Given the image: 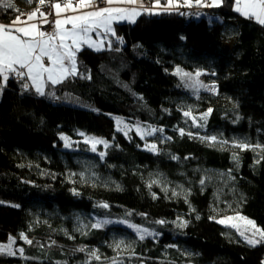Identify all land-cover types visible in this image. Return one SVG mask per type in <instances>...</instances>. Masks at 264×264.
Returning <instances> with one entry per match:
<instances>
[{"label":"trees","instance_id":"obj_1","mask_svg":"<svg viewBox=\"0 0 264 264\" xmlns=\"http://www.w3.org/2000/svg\"><path fill=\"white\" fill-rule=\"evenodd\" d=\"M11 4L0 24L38 6ZM233 4L118 23L107 48L81 49L77 75L43 96L14 77L0 86V245L15 240L0 264H264L258 233L254 245L231 240L213 219L237 211L264 230V25ZM177 68L200 71L216 92ZM67 93L92 109L55 103ZM115 118L155 130L159 151ZM83 136L107 146L94 153ZM117 239L127 254L113 250Z\"/></svg>","mask_w":264,"mask_h":264},{"label":"snow or ice","instance_id":"obj_2","mask_svg":"<svg viewBox=\"0 0 264 264\" xmlns=\"http://www.w3.org/2000/svg\"><path fill=\"white\" fill-rule=\"evenodd\" d=\"M26 2L31 4L33 0ZM102 2L107 6H98L96 0H37L38 6L31 13H21L8 25L0 24V82L6 84L10 77L30 81L36 93L43 96L47 85L55 86L69 76L77 75L76 55L82 45L87 44L88 47L100 50L103 41L92 40L91 33L96 32L98 36L101 32L115 35L113 22L127 20L134 23L136 17L141 15V11L158 14L154 12L155 9L171 12L180 8H219L223 0H165L163 4L161 0H153L151 8H145L142 0H102ZM45 6L52 11H42ZM0 7L10 8L13 5L11 0H0ZM234 10L264 25V0H235ZM22 15H26V19H21ZM52 15L54 19L50 21L49 16ZM45 25H51L52 31L44 30ZM175 74L181 75L182 79L188 77L189 80H193V86L199 84L191 73L182 72L177 68ZM200 75H202L200 71L195 73L196 78ZM22 86L25 90L29 88L28 83ZM208 111L210 113L211 109ZM184 115L190 116V112H185ZM62 139H65L67 147V138L62 137ZM211 139L214 141L215 137ZM98 143L104 142L94 140L92 151H96L95 145ZM236 147L246 149L248 145L242 143L237 144ZM150 150H155V145H152ZM232 220L243 221L244 225L254 230V235L258 233L261 240H264V230L246 217L237 215L217 222L225 224ZM92 226L98 227L99 224ZM231 226L236 228L241 236H244L245 231L248 230L245 228L242 231L237 224ZM20 237L26 243H32L23 233ZM245 239L253 245L259 242L247 237ZM13 243L15 240L10 237L9 245H0V252L6 251L7 254L14 255L11 251ZM19 251L23 253V249ZM96 258L99 259L98 256Z\"/></svg>","mask_w":264,"mask_h":264},{"label":"rangeland","instance_id":"obj_3","mask_svg":"<svg viewBox=\"0 0 264 264\" xmlns=\"http://www.w3.org/2000/svg\"><path fill=\"white\" fill-rule=\"evenodd\" d=\"M142 2L144 4L145 8H151L152 7V5L150 3H148V1L142 0ZM233 3L234 4H233V8L232 9H233L234 13H238V12H236L234 10L235 0H233ZM19 6H22L25 9H28V6H26L25 4H23L21 2L19 3ZM155 10L159 11L160 9H155ZM50 11H52V10L50 9ZM238 14H240V13H238ZM51 17H52V19H54V15H52ZM241 17L247 19L246 17H244L242 15H241ZM252 20L256 23L255 19H252ZM232 42H233V39H231L227 43V45H225L224 47L231 46ZM101 49H103V48H101ZM196 79L199 81V84H197L198 89L209 90V91H211L213 93L216 92L214 84L208 83V82L206 83L200 77H198ZM213 87H214V90H213ZM57 102L61 103V104H65V105L69 104V105H71L73 107L81 108V109L88 110V111H90L92 109L91 106L90 107L87 106L85 103H83L81 100L77 99L75 96H68V97H64V96L60 97L59 96V98L57 99V101H55V103L57 104ZM182 113H183V116L189 121V123H191L193 126H197L198 125L191 115L190 116H185L184 115L185 112H182ZM115 123H116L117 131L121 132L125 136L128 135L130 132H135L138 135V137L141 138V141H142V144H143L142 147H143L144 151L146 150V151H148L150 153H153V154H156L159 151V146L153 142V138L155 137V133H156L155 130L149 129V128H146V127H141V126L134 125V124L132 125L129 122L125 121L123 118H115ZM138 129H139V131H137ZM62 137H66V136L62 135L61 139H62ZM62 140L64 141V148L70 150V148L72 147L71 140H69L67 138V144H68L67 147L65 146V143H66L65 139H62ZM94 140H98V141H103L104 142L103 139L98 138V137H94V136H91V137L90 136H83L80 141L82 143L86 144L89 147V149H91V151H92V146H93L92 142ZM152 145H155V150H150ZM105 146H106L105 142L104 143H98V144L95 145L96 151H93V152L94 153H98V149L100 148V149L104 150ZM234 148L236 150L239 149V150L242 151V148L236 147V145H234ZM246 149H248V148H246ZM100 155L102 157L103 154H100ZM213 212H214L213 213V219H215L217 221L224 220L227 217H236L237 215H239L237 211H234L231 215H225L223 217V216L218 215V211L214 210ZM231 224H237L238 226H240L242 231H244V229L247 228L248 230L245 231L244 237L248 236V237L254 239V236L257 235V234L254 235V230H252L250 228V226L244 225L243 221L232 220V221H229L228 223L222 224V225L228 226L229 229L232 230L233 233H231L229 235L231 240H236V237H238L239 239H243L242 238L243 236H241L239 234V232L236 230V228H233L231 226ZM114 245H115V248H113V250L116 253H118V254H127V251H128L129 247L126 244H124L122 241L117 239V241H115ZM93 253H95V255H93ZM91 255L96 258L98 256L97 255V251L96 250H92L91 251ZM99 259H100V257H99Z\"/></svg>","mask_w":264,"mask_h":264},{"label":"crops","instance_id":"obj_4","mask_svg":"<svg viewBox=\"0 0 264 264\" xmlns=\"http://www.w3.org/2000/svg\"><path fill=\"white\" fill-rule=\"evenodd\" d=\"M128 7H131V6H128ZM143 11H141V13H142ZM140 16V15H139ZM138 16V17H139ZM21 19H26V16H22L21 17ZM136 19H137V17H136ZM135 19V20H136ZM118 23H132V22H129V21H127V20H122V21H115V22H113V25H112V27L114 28V26L116 25V24H118ZM257 23V22H256ZM5 25V24H4ZM112 36V34L111 33H109V34H103L102 32H101V35H97V33L96 32H93V33H91V37H92V40H94V41H97V42H99V41H103V44L100 46V50H103V49H105V48H107L108 47V45H109V43H110V37ZM88 47V45L87 44H85V45H82L81 46V49H83V48H87ZM88 48H90V49H92V50H95V51H98V50H96V48L95 47H88ZM101 48H103V49H101ZM80 49V50H81ZM78 54V53H77ZM76 57H77V55H76ZM77 65V64H76ZM69 77H71V76H69ZM68 77V78H69ZM10 78H13V77H10ZM65 80H67V79H65ZM64 80V81H65ZM25 81V83H28L29 84V89L34 93V94H37L36 93V91H35V89L31 86V82L30 81H26V80H24ZM2 85H5V84H3L2 82H0V86H2ZM58 85V84H57ZM57 85H55V86H52V85H47L46 87H45V89H44V91H45V93H46V91H47V89L49 88V87H56ZM38 96H41V95H39V94H37ZM62 96H64V97H68V96H73V95H71V94H61L60 95V97H62ZM76 97V96H75ZM77 98V97H76ZM77 99H79V98H77Z\"/></svg>","mask_w":264,"mask_h":264},{"label":"built area","instance_id":"obj_5","mask_svg":"<svg viewBox=\"0 0 264 264\" xmlns=\"http://www.w3.org/2000/svg\"><path fill=\"white\" fill-rule=\"evenodd\" d=\"M96 3H97L98 6H100V7H105V6H106V4H104V3L102 2V0H96ZM42 11L50 12V8L47 7V6H45L44 8H42ZM49 20H50V21L53 20L51 16H49ZM44 30H47V31L51 32V31H52V27H51V25H45V26H44ZM14 78H15V77H14ZM15 79H16V80H20V79H18V78H15Z\"/></svg>","mask_w":264,"mask_h":264}]
</instances>
